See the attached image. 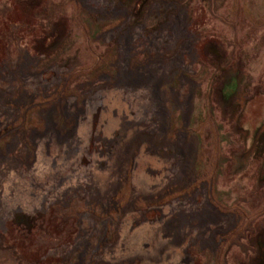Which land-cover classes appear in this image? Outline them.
Instances as JSON below:
<instances>
[{"label": "rangeland", "instance_id": "1", "mask_svg": "<svg viewBox=\"0 0 264 264\" xmlns=\"http://www.w3.org/2000/svg\"><path fill=\"white\" fill-rule=\"evenodd\" d=\"M261 249L264 0H0V264Z\"/></svg>", "mask_w": 264, "mask_h": 264}, {"label": "trees", "instance_id": "2", "mask_svg": "<svg viewBox=\"0 0 264 264\" xmlns=\"http://www.w3.org/2000/svg\"><path fill=\"white\" fill-rule=\"evenodd\" d=\"M44 44H45V42H43V45ZM22 120H23V122H25L26 118L24 117ZM260 253H261L262 257H264L263 256L264 255V250L261 249V252ZM262 257H260V264H264V259H262Z\"/></svg>", "mask_w": 264, "mask_h": 264}]
</instances>
